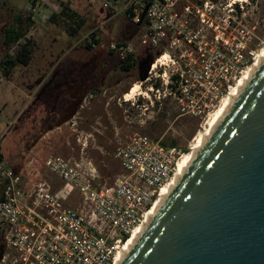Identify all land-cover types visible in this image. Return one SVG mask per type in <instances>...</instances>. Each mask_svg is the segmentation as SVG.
Masks as SVG:
<instances>
[{"label": "built area", "instance_id": "obj_1", "mask_svg": "<svg viewBox=\"0 0 264 264\" xmlns=\"http://www.w3.org/2000/svg\"><path fill=\"white\" fill-rule=\"evenodd\" d=\"M261 1L129 0L125 19L140 30V46L156 55L144 81L152 83L142 95L152 94L157 103L171 97L180 115H211L258 57L239 26L247 7ZM96 31L86 43L95 46ZM111 50L120 61L135 54L125 42ZM116 156L124 174L113 186L100 185L91 163L33 158L16 172L0 157V264H113L182 158L177 147L147 136L132 137ZM41 164L59 187L45 178ZM73 197L75 208L68 206Z\"/></svg>", "mask_w": 264, "mask_h": 264}, {"label": "rangeland", "instance_id": "obj_2", "mask_svg": "<svg viewBox=\"0 0 264 264\" xmlns=\"http://www.w3.org/2000/svg\"><path fill=\"white\" fill-rule=\"evenodd\" d=\"M35 1L36 4L33 0H0V139L8 134L0 143L5 157L19 152L24 146L20 140L27 141L33 127L50 111L56 119L61 118L60 127L44 134L27 153L28 160L42 162L50 156H60L83 167L91 163L98 172L100 185L113 186L124 174L116 156L118 148L132 137L147 136L167 144L175 142L182 162L229 94L211 110V115L203 118L180 115L171 97L157 103L152 94L143 96L152 81H140L144 72L140 66L148 59L152 64L156 55L140 46V30L125 19L123 9L129 0ZM62 1L86 21L76 37L68 34L66 23L49 21L53 12L60 11ZM31 14L34 23L27 38L34 42L33 59L29 66L17 65L10 76H5L3 63L18 47L10 49L4 45L5 29L11 26L16 15ZM244 19L243 26L239 27L259 56L264 50V0L256 9L248 6ZM96 29L100 45L88 50L86 38ZM119 42L130 43L135 48L137 65L130 72L122 71L120 59L109 54ZM256 61L245 69L241 79ZM95 74L99 77L93 80ZM135 85H139L141 94L126 100ZM53 86L55 93L44 101ZM80 98L79 109L71 116L69 112L76 108ZM60 107L62 114H58ZM54 109L56 112H52ZM50 118H46V124ZM66 118L69 120L62 123ZM40 169L45 178L59 187L58 179L42 164ZM78 203V198L73 197L68 206L75 208Z\"/></svg>", "mask_w": 264, "mask_h": 264}, {"label": "water", "instance_id": "obj_3", "mask_svg": "<svg viewBox=\"0 0 264 264\" xmlns=\"http://www.w3.org/2000/svg\"><path fill=\"white\" fill-rule=\"evenodd\" d=\"M120 264H264V63Z\"/></svg>", "mask_w": 264, "mask_h": 264}, {"label": "trees", "instance_id": "obj_4", "mask_svg": "<svg viewBox=\"0 0 264 264\" xmlns=\"http://www.w3.org/2000/svg\"><path fill=\"white\" fill-rule=\"evenodd\" d=\"M60 5H61L60 11L53 12L49 17V21L57 24L66 23L65 29L68 32V34L71 37H76L84 27L86 21L83 18H81L78 14L71 11L68 3L62 1L60 2ZM32 18H33L32 14L30 16L16 15L11 26L5 29V33H4L5 36L3 40L4 45L10 49L13 48L14 46H18L17 49L15 50L14 55L12 57L8 56L6 62L3 63L6 69L5 76H10L11 71L17 65L29 66L33 59L34 42L30 38H27V35L30 30V25L34 23L32 21ZM95 35L96 34L92 35L93 39ZM94 42H95V46H97L100 45L101 41L99 39L97 40L94 39ZM95 46L91 45L90 43H86V48L88 50H93ZM114 53L115 50L109 51V54L111 56L115 55ZM147 61L149 63L150 59H148ZM136 65H137V59L135 57V54L129 55L125 61H120V69L125 72L132 71L136 67ZM98 77L99 76L95 74L93 76V80L98 79ZM91 91L95 92L96 90L92 89ZM53 92L55 93L54 86L51 88L50 93L49 91H47L48 93L47 96L45 95L46 92L43 94V96L45 95L43 100L46 101L47 97H49V95H51V93ZM125 93H127V91ZM80 100L81 98L77 100V103L75 104L76 108H74V110L71 111V113L69 112V114H72L71 116H74L77 113L80 105ZM52 112H56L55 109ZM58 114H62L61 107L58 111ZM48 116L51 118L46 124V118ZM55 117L56 115L52 114L50 111L48 112L47 116L44 117L42 116L37 126H34L32 131L28 134L29 136L27 141L23 139L20 140V144H24V146L20 147L19 152L17 151L15 155L9 154V157L6 158L4 153L2 152V146L0 143V157L6 159L16 172H22L25 169V166L28 162L27 153H29V151L37 144V142L44 136L45 133H48L49 131L57 127H60L61 123L59 120L61 118L56 119ZM68 120L69 118H66L63 120L62 123L67 122ZM7 136L8 134H6L3 138H1L0 141L6 139ZM163 144L166 147L176 146L175 142H172L171 144H167V143H163ZM0 191L2 195L3 185L1 183H0ZM2 249H3V240H2V235H0V255L2 253Z\"/></svg>", "mask_w": 264, "mask_h": 264}, {"label": "bare ground", "instance_id": "obj_5", "mask_svg": "<svg viewBox=\"0 0 264 264\" xmlns=\"http://www.w3.org/2000/svg\"><path fill=\"white\" fill-rule=\"evenodd\" d=\"M264 63V50L259 54L258 59L256 63L254 64L253 68L250 69L247 74L238 82L237 86L230 91L229 95L225 98L222 104V107L218 111L217 114H215L208 124V127L206 128L205 132L202 133L196 140V144L193 146V151L189 153L186 158L181 162L178 163L176 172L170 182L166 184L158 197V199L153 204L151 210L148 212L146 219L144 222L137 227V229L133 232V234L129 237L127 243L124 245L120 253L117 255L116 259L114 260L113 264H120L121 261L124 259L126 254L129 252V250L132 248L134 243L137 241V239L140 237V235L143 233L145 228L148 226V224L151 222V220L154 218V216L157 214L159 209L162 207V205L165 203V201L168 199L170 194L173 192L181 178L184 176L186 171L190 168L192 165L194 159L197 157L198 153L201 151V149L204 147V145L208 142V140L211 138L212 134L215 132V130L219 127V125L222 123V121L225 119L229 111L232 109L242 92L245 90V88L248 86V84L251 82L254 75L257 73V71L261 68V66ZM139 91V85H135L133 89H131L130 94H127L126 100H129L130 97L136 94H141Z\"/></svg>", "mask_w": 264, "mask_h": 264}]
</instances>
